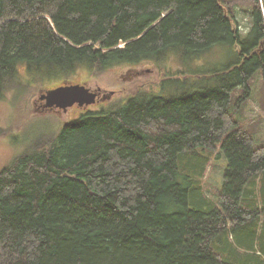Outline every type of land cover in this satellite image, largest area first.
Listing matches in <instances>:
<instances>
[{
    "label": "trees",
    "instance_id": "obj_1",
    "mask_svg": "<svg viewBox=\"0 0 264 264\" xmlns=\"http://www.w3.org/2000/svg\"><path fill=\"white\" fill-rule=\"evenodd\" d=\"M218 46L235 61L201 92L140 88L13 158L0 171V264H264V145L231 110L264 75V0H0V97L22 83L19 64L70 84L79 70L194 61ZM219 146L216 203L191 191Z\"/></svg>",
    "mask_w": 264,
    "mask_h": 264
},
{
    "label": "rangeland",
    "instance_id": "obj_2",
    "mask_svg": "<svg viewBox=\"0 0 264 264\" xmlns=\"http://www.w3.org/2000/svg\"><path fill=\"white\" fill-rule=\"evenodd\" d=\"M247 8V5L239 6L235 15L239 21L242 36H246L252 28L251 12L250 8ZM234 61L235 51L232 48L218 46L194 61H182L174 56L161 63L146 61L136 66L113 68L110 73H98L96 77H92L94 74L89 75L79 70L72 75L70 83L82 85L86 83L93 90L101 88V96L108 95L111 98L100 105L97 103L88 107L92 111H105L111 108L110 104L114 100L121 96L127 98L140 88L155 93V96L174 95L179 98L201 92L207 86L204 77L224 69ZM164 73L166 77L169 74V79L164 78ZM17 77L22 83L12 84L0 97V171L43 135L58 132L65 122L78 119L85 110L77 105L66 111L56 107L46 108L45 101L42 102L45 111L41 110L40 93L62 86L65 79L59 74L41 76L29 71L26 64H19ZM122 87H124V94L112 92L116 89L120 91ZM244 92L245 89L242 91L238 89L235 96L241 98ZM231 110L241 125H247L254 133H257L256 144L264 145V75L262 71L255 76L250 97L242 104H239L237 99L232 104ZM198 154L205 159L210 156L201 151ZM227 166L228 160L219 146L207 163L204 180L201 184L194 185L191 193L202 194L203 197L218 203L217 194L223 188Z\"/></svg>",
    "mask_w": 264,
    "mask_h": 264
},
{
    "label": "water",
    "instance_id": "obj_3",
    "mask_svg": "<svg viewBox=\"0 0 264 264\" xmlns=\"http://www.w3.org/2000/svg\"><path fill=\"white\" fill-rule=\"evenodd\" d=\"M98 89H91L87 84H68L57 87L53 90L42 92L39 101L46 102V108H59L67 110L78 104L81 107H87L98 101ZM114 95V93H111ZM108 95L103 97V101L108 100Z\"/></svg>",
    "mask_w": 264,
    "mask_h": 264
},
{
    "label": "flooded vegetation",
    "instance_id": "obj_4",
    "mask_svg": "<svg viewBox=\"0 0 264 264\" xmlns=\"http://www.w3.org/2000/svg\"><path fill=\"white\" fill-rule=\"evenodd\" d=\"M98 90H99V92H98V101H101L102 99H103V96H101V93H102V89L101 88H97ZM115 95V94H114ZM106 96V95H105ZM108 97H110V96H108ZM111 98V97H110ZM40 108H41V110L42 111H45L44 109V107H43V103L42 102H40Z\"/></svg>",
    "mask_w": 264,
    "mask_h": 264
},
{
    "label": "bare ground",
    "instance_id": "obj_5",
    "mask_svg": "<svg viewBox=\"0 0 264 264\" xmlns=\"http://www.w3.org/2000/svg\"><path fill=\"white\" fill-rule=\"evenodd\" d=\"M104 102H105V101L101 100V101H97L95 104L99 103V105H100V104H102V103H104ZM75 105L79 106L78 104H75ZM92 105H94V104H92ZM89 106H90V105H89ZM79 107H81V106H79ZM82 108L87 110L89 107L87 106V107H82ZM65 111H66V110H65ZM195 191H196V190H195ZM195 191H194V192H195ZM256 248H258V247H256Z\"/></svg>",
    "mask_w": 264,
    "mask_h": 264
}]
</instances>
